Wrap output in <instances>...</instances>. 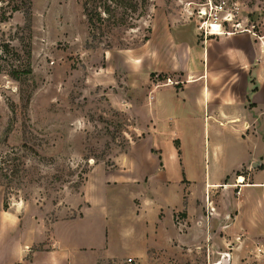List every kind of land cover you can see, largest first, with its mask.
<instances>
[{"label":"crops","instance_id":"crops-1","mask_svg":"<svg viewBox=\"0 0 264 264\" xmlns=\"http://www.w3.org/2000/svg\"><path fill=\"white\" fill-rule=\"evenodd\" d=\"M138 53L142 77L124 78L122 90L134 93L124 102L146 133L94 185L95 166L70 215L48 221L19 200L5 208L0 187V264H156L206 245L222 259L264 249V33L204 37L195 20L161 12ZM158 127L186 134L165 153L152 139Z\"/></svg>","mask_w":264,"mask_h":264},{"label":"rangeland","instance_id":"rangeland-1","mask_svg":"<svg viewBox=\"0 0 264 264\" xmlns=\"http://www.w3.org/2000/svg\"><path fill=\"white\" fill-rule=\"evenodd\" d=\"M83 1L0 0V187L8 205L19 200L39 207L48 221L72 214L95 166L102 167L94 171V185L105 177L103 167L112 168L116 154L146 133L138 127L137 112L124 102L134 93L122 86L126 77L134 82L142 77L138 51L150 38L157 15L178 14L199 26L212 22L223 0H135L136 10L124 15L120 8L107 21L96 14L108 18L105 8L89 2L95 27ZM224 1L219 10L223 30L264 33V0ZM106 50L112 51L109 61ZM185 132L158 127L152 139L170 153L174 134ZM202 139L199 131L196 149ZM205 156L203 167L209 162ZM195 188L201 192L199 183ZM105 193L109 190L100 189ZM183 217L175 214L178 227ZM187 230L186 224L180 229ZM258 246L248 255L224 259L216 249L210 256L209 245L194 247L183 250L187 254L181 259L159 255L156 264H264V249Z\"/></svg>","mask_w":264,"mask_h":264},{"label":"trees","instance_id":"trees-1","mask_svg":"<svg viewBox=\"0 0 264 264\" xmlns=\"http://www.w3.org/2000/svg\"><path fill=\"white\" fill-rule=\"evenodd\" d=\"M89 2L96 3V4H98V6L102 5L105 8L104 14H109L108 18L105 19L102 17L101 13H96L100 18L98 20H102V21L110 20L112 17H114V15L117 13V11L120 8H122L124 10V15L126 14L128 9H131V10L137 9V4H136L135 0H84L83 1L84 10L88 16L89 22L91 23V25L93 27H95V25H96V19H94L93 15H91L90 12H88V3ZM15 9L17 10L18 8L15 7ZM11 16L12 15L4 17V19L1 20V22L7 21L9 19V17H11ZM120 20L121 21H119V23H114V24H120V22H123L124 19L122 18ZM148 39L149 38L146 37L145 41ZM4 207L8 208L9 205L5 202Z\"/></svg>","mask_w":264,"mask_h":264},{"label":"built area","instance_id":"built-area-1","mask_svg":"<svg viewBox=\"0 0 264 264\" xmlns=\"http://www.w3.org/2000/svg\"><path fill=\"white\" fill-rule=\"evenodd\" d=\"M224 5H225V1L223 0L221 3H219L218 5L215 6L216 7V12H215V15L211 16L212 17V22L208 23L207 21H205V22L201 23L198 26L199 29L202 31V33H201L202 36L206 37L207 35H210V34H221V33H224V32H230V31L223 30V23L219 22V20H220L219 12L224 9ZM214 23H217L219 25L218 33H213V31H212ZM171 82L173 83L175 81H172L171 78H168L165 81V83H171ZM127 260H128L129 263H132L134 259L132 257H129Z\"/></svg>","mask_w":264,"mask_h":264},{"label":"bare ground","instance_id":"bare-ground-1","mask_svg":"<svg viewBox=\"0 0 264 264\" xmlns=\"http://www.w3.org/2000/svg\"><path fill=\"white\" fill-rule=\"evenodd\" d=\"M218 30H219L218 24L214 23L212 28L213 33H218ZM241 181H243V178H241Z\"/></svg>","mask_w":264,"mask_h":264},{"label":"water","instance_id":"water-1","mask_svg":"<svg viewBox=\"0 0 264 264\" xmlns=\"http://www.w3.org/2000/svg\"><path fill=\"white\" fill-rule=\"evenodd\" d=\"M225 262V261H224ZM224 264H226V263H224Z\"/></svg>","mask_w":264,"mask_h":264}]
</instances>
